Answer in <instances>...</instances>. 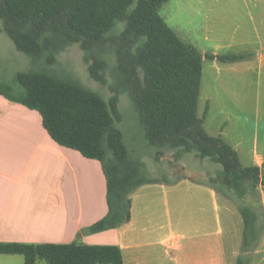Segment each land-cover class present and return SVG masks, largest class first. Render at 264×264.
I'll use <instances>...</instances> for the list:
<instances>
[{
	"label": "trees",
	"instance_id": "1",
	"mask_svg": "<svg viewBox=\"0 0 264 264\" xmlns=\"http://www.w3.org/2000/svg\"><path fill=\"white\" fill-rule=\"evenodd\" d=\"M170 0H0V20L16 49L29 56L33 69L17 73L14 86L0 82V95L37 111L43 126L58 145L76 150L102 164L107 182L108 213L85 228L68 244L2 243L0 254L22 255L24 264H124L118 246L82 243L83 234L117 229L131 220L133 193L144 185L172 183L149 176L146 165L128 149L122 130L120 96L127 94L148 143L174 151L176 160L194 154L222 168L206 185L237 202L244 229L236 264H252L260 239L258 213L238 199L264 191L258 166L244 167L235 149L221 137L210 136L204 116H198L203 56L184 42L160 11ZM124 27L116 32L118 26ZM78 44L90 77L108 86L101 94L52 67L61 53ZM115 57L110 69L107 55ZM224 63L248 55H210ZM110 70V79L108 72ZM181 179V178H180ZM180 179L174 180L177 183ZM233 191L236 198L230 194Z\"/></svg>",
	"mask_w": 264,
	"mask_h": 264
},
{
	"label": "crops",
	"instance_id": "2",
	"mask_svg": "<svg viewBox=\"0 0 264 264\" xmlns=\"http://www.w3.org/2000/svg\"><path fill=\"white\" fill-rule=\"evenodd\" d=\"M199 15L201 90L205 75L214 68L231 77L230 106L254 110V118L261 119L264 0H199ZM207 54L249 58L224 63ZM221 135L227 137L224 131ZM224 140L240 160L252 158L245 167L258 166L264 176V137L254 134L251 145L237 133ZM171 182L140 187L131 197L130 222L83 234L80 241L120 247L124 264H236L242 216L204 181L184 177ZM259 189L264 208V191ZM107 213V182L100 161L58 145L37 111L0 95V242L68 244ZM258 216L261 235L252 264H264V215Z\"/></svg>",
	"mask_w": 264,
	"mask_h": 264
},
{
	"label": "rangeland",
	"instance_id": "3",
	"mask_svg": "<svg viewBox=\"0 0 264 264\" xmlns=\"http://www.w3.org/2000/svg\"><path fill=\"white\" fill-rule=\"evenodd\" d=\"M160 13L184 42L200 50L202 44L199 32V0H170L161 8ZM123 27L124 25L120 24L116 32H120ZM2 29L3 22L0 20V30ZM83 56L84 53L81 47L78 44L73 45L59 55V63L53 66L52 70L60 78L70 76L109 100L113 95L112 91L108 86H102L90 77ZM107 60L111 69L115 65L114 55L109 53ZM33 67L32 59L19 52L5 32H0V82L14 86L16 74L27 72ZM108 77L111 81L110 70ZM230 79V76H225L224 73H219L214 68L205 75L198 116L202 118L206 108L212 106L204 121L206 132L212 137H221L227 140H231L234 133H237L243 136L245 144L251 145L254 134L260 136V139L264 137V109L261 110L262 118L255 119L254 110L231 107L230 100H227V97H230ZM223 104L228 105V107L222 108ZM119 110L121 122L117 123V126L122 130L125 143L133 157L141 160L146 165L149 176L164 177L170 181L191 177L194 180L206 182L209 177L216 176L217 172L221 170L222 167L219 164L212 163L209 160L202 161L191 153L183 155L178 161L175 159L174 151L166 150L157 159L159 150L151 146L146 140L144 128L140 124L139 117L127 94L120 96ZM222 131L227 137L221 135ZM251 159V157H244L240 162L245 167L250 165ZM229 192L236 198L233 191ZM238 201L249 207H254L253 209L258 215H264L260 189L255 193H249L245 198L238 199ZM224 202L241 217L237 202L225 197ZM24 262L22 255L0 254V264H24ZM37 264L47 263L38 260Z\"/></svg>",
	"mask_w": 264,
	"mask_h": 264
}]
</instances>
